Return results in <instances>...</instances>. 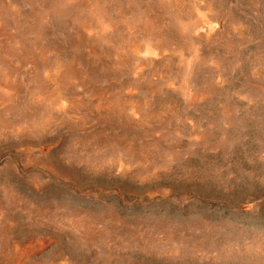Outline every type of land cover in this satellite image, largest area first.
<instances>
[{"label": "rangeland", "instance_id": "rangeland-1", "mask_svg": "<svg viewBox=\"0 0 264 264\" xmlns=\"http://www.w3.org/2000/svg\"><path fill=\"white\" fill-rule=\"evenodd\" d=\"M0 264H264V0H0Z\"/></svg>", "mask_w": 264, "mask_h": 264}]
</instances>
